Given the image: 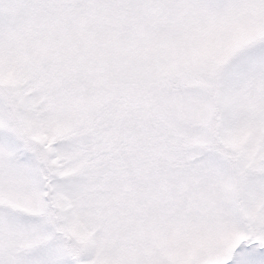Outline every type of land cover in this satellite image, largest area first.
<instances>
[{
  "label": "snow or ice",
  "instance_id": "obj_1",
  "mask_svg": "<svg viewBox=\"0 0 264 264\" xmlns=\"http://www.w3.org/2000/svg\"><path fill=\"white\" fill-rule=\"evenodd\" d=\"M0 264H264V0H0Z\"/></svg>",
  "mask_w": 264,
  "mask_h": 264
}]
</instances>
